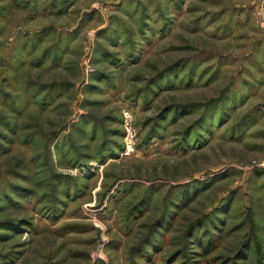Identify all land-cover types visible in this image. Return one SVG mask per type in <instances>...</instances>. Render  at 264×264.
<instances>
[{
    "label": "rangeland",
    "instance_id": "1",
    "mask_svg": "<svg viewBox=\"0 0 264 264\" xmlns=\"http://www.w3.org/2000/svg\"><path fill=\"white\" fill-rule=\"evenodd\" d=\"M264 0H0V264H264Z\"/></svg>",
    "mask_w": 264,
    "mask_h": 264
},
{
    "label": "built area",
    "instance_id": "2",
    "mask_svg": "<svg viewBox=\"0 0 264 264\" xmlns=\"http://www.w3.org/2000/svg\"><path fill=\"white\" fill-rule=\"evenodd\" d=\"M252 168H254L257 171H264V158H262L261 160H259V162H256L252 165Z\"/></svg>",
    "mask_w": 264,
    "mask_h": 264
}]
</instances>
